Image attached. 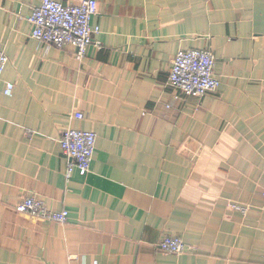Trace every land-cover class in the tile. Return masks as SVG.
<instances>
[{"label":"crops","instance_id":"1","mask_svg":"<svg viewBox=\"0 0 264 264\" xmlns=\"http://www.w3.org/2000/svg\"><path fill=\"white\" fill-rule=\"evenodd\" d=\"M42 1L0 0V264H264V0H96L82 60L32 39ZM188 50L214 54L215 93L169 86ZM67 128L97 134L69 180ZM27 197L67 223L18 214Z\"/></svg>","mask_w":264,"mask_h":264},{"label":"built area","instance_id":"2","mask_svg":"<svg viewBox=\"0 0 264 264\" xmlns=\"http://www.w3.org/2000/svg\"><path fill=\"white\" fill-rule=\"evenodd\" d=\"M99 4L96 0H81L77 4L64 5L57 0H43L35 7L29 18L32 26V39L51 45L57 49L71 46L79 60L84 59L95 37L100 34L98 27H92V19L98 15ZM8 64V57L0 48V80ZM216 58L206 50H188L177 54L173 60L168 84L171 88L188 98H203L215 93L221 82L215 75ZM15 86L7 84L4 94L11 97ZM75 118L83 119L82 114ZM60 147L68 160L66 177L69 180L74 170L88 173L97 147V134L94 131L64 129ZM264 197V194H263ZM16 212L31 218L50 223L66 224L68 212L51 211L44 201L27 197L16 207ZM163 253L182 255L189 248L182 239L167 236L159 243Z\"/></svg>","mask_w":264,"mask_h":264}]
</instances>
